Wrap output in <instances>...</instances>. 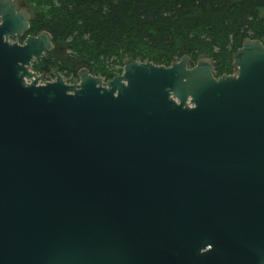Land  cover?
I'll return each instance as SVG.
<instances>
[{
  "label": "water",
  "instance_id": "obj_1",
  "mask_svg": "<svg viewBox=\"0 0 264 264\" xmlns=\"http://www.w3.org/2000/svg\"><path fill=\"white\" fill-rule=\"evenodd\" d=\"M0 0V264H264V44L40 84Z\"/></svg>",
  "mask_w": 264,
  "mask_h": 264
},
{
  "label": "trees",
  "instance_id": "obj_2",
  "mask_svg": "<svg viewBox=\"0 0 264 264\" xmlns=\"http://www.w3.org/2000/svg\"><path fill=\"white\" fill-rule=\"evenodd\" d=\"M34 6L28 36L51 34L54 50L36 63L78 78L113 79L123 61L170 67L189 56L211 59L215 77L235 73L234 54L246 39L264 44V0H28ZM69 52L70 56L65 55Z\"/></svg>",
  "mask_w": 264,
  "mask_h": 264
},
{
  "label": "flooded vegetation",
  "instance_id": "obj_3",
  "mask_svg": "<svg viewBox=\"0 0 264 264\" xmlns=\"http://www.w3.org/2000/svg\"><path fill=\"white\" fill-rule=\"evenodd\" d=\"M12 2H14V3H16L17 5H18V12H20V11H23V10H25L27 13H29V15L31 16V11H30V4H29V1L28 0H13ZM23 37H21V38H19V39H17L16 37H15V40L13 41V42H18L19 44H22L24 41H22L21 42V39H22ZM27 38V37H26ZM54 44V43H53ZM54 50V49H53ZM51 53V52H50ZM48 54V53H47ZM47 54H46V56H47ZM46 58V57H45ZM44 58V59H45ZM41 60H43V59H41ZM41 60H38V61H36L34 64H33V67H34V65L36 64V63H38L39 61H41ZM33 67H32V69H33ZM80 71V70H79ZM35 73V72H34ZM54 73H55V71L53 72V79H54V81L56 80V78H55V75H54ZM79 73V72H78ZM123 73V72H122ZM65 76H67V75H65ZM68 77V76H67ZM43 79L45 80H48L47 79V76H43ZM105 79V78H104ZM79 80V77L76 79V80H74L73 81V84L76 82V81H78ZM106 80V79H105ZM72 84V85H73Z\"/></svg>",
  "mask_w": 264,
  "mask_h": 264
},
{
  "label": "rangeland",
  "instance_id": "obj_4",
  "mask_svg": "<svg viewBox=\"0 0 264 264\" xmlns=\"http://www.w3.org/2000/svg\"><path fill=\"white\" fill-rule=\"evenodd\" d=\"M30 6H31V7H30V11H31V16H32L33 13H34V6H32V5H30ZM14 40H15V38H11V41H12V42H13ZM65 55L70 56V55H69V52H66ZM177 62H178V61H177ZM119 70H122V71H123V69H120V68H116V69H115V71H119ZM32 71L35 72L36 74H38L39 76H42V77H43V76H47V79H51V78L53 77L52 74H41V73L35 71L34 69H32ZM56 71H58V70H56ZM58 72H59V71H58ZM59 73H60V72H59ZM60 74H61V73H60ZM119 75H121V74H118V76H119ZM61 76H62L63 79L66 81V83L69 84V85H72V84H73V81L75 80V78L72 77V76H71V77H67V76H65V74H64V75L61 74ZM97 77H98V76H97ZM45 80H46V79H45ZM42 81H44V79H42L41 82H42ZM106 81H107V80H106ZM41 82H40V83H41Z\"/></svg>",
  "mask_w": 264,
  "mask_h": 264
},
{
  "label": "built area",
  "instance_id": "obj_5",
  "mask_svg": "<svg viewBox=\"0 0 264 264\" xmlns=\"http://www.w3.org/2000/svg\"><path fill=\"white\" fill-rule=\"evenodd\" d=\"M117 68H119V67H117ZM123 69H124V66H123ZM40 82H41V81H40ZM46 82H54L53 77H52L51 79H48V80H44V81H42L40 84H45Z\"/></svg>",
  "mask_w": 264,
  "mask_h": 264
}]
</instances>
